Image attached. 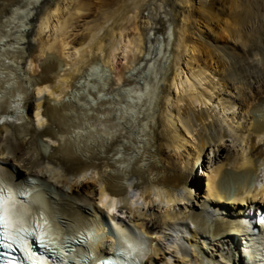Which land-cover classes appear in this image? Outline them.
Segmentation results:
<instances>
[{"label":"bare ground","instance_id":"bare-ground-1","mask_svg":"<svg viewBox=\"0 0 264 264\" xmlns=\"http://www.w3.org/2000/svg\"><path fill=\"white\" fill-rule=\"evenodd\" d=\"M16 7L0 0V114L21 102L19 123L0 124L2 185L39 179L59 235L94 228L92 264L130 227L149 239L143 264H264V0H41L24 32L10 31ZM150 34L163 37L151 54ZM142 61L155 75L137 88L138 134L116 135L112 117L70 137L85 111L116 103L82 109L67 99L76 82L99 65L108 86L89 95L112 97ZM114 194L121 217L102 201Z\"/></svg>","mask_w":264,"mask_h":264},{"label":"snow or ice","instance_id":"snow-or-ice-1","mask_svg":"<svg viewBox=\"0 0 264 264\" xmlns=\"http://www.w3.org/2000/svg\"><path fill=\"white\" fill-rule=\"evenodd\" d=\"M40 3L41 0H20L21 7H16L12 10L13 13H15L12 19L16 20L17 23L15 26H13L12 29H10V31H22L26 24L27 18L33 15V6L39 5ZM3 31V29H0V44L4 43ZM149 54H151V44H149ZM3 59L4 57L2 55V50H0V62H2ZM145 59L147 60L148 56H146ZM144 67L145 65L141 63L137 68H134L133 71L129 73L128 79L130 81H133V87L122 88L120 89V94H115L112 97L105 96L103 92H100L97 98H93L92 95H89V90H91V92L93 93H96L97 87L106 88L108 86L106 80L110 79V74L107 71L102 72L99 67H93L90 73H86L84 77L80 78L75 85L78 91H75L70 97H68V100H79L81 97H85L88 103L81 102L82 109H88L90 107L94 108L97 105L98 101L113 100L116 101V103L112 105L101 104L99 113H96L94 111H85L82 119L74 121L73 125L68 128L69 136H78L82 126L88 128L92 132L96 131V128L93 127V124H96L100 129H103L105 127L104 122L111 120L112 117H115V123L121 126V128L118 129L113 125L112 131L115 132L116 135H121L122 129L126 130L128 135L138 134V132L134 131L135 125L133 122L137 119V113H142L143 111L140 101L143 99L144 94L137 91V88L141 84H144L146 86V82H149L150 78L154 77L155 75V69L152 64L147 65V71H141L142 69H144ZM93 74H95V76ZM93 79L99 81V85L89 83ZM134 92L135 98L132 95V93ZM122 100L131 101V103L128 107H125L124 103H121ZM109 110L111 111V116L109 115ZM87 117H95V120L89 122L87 120ZM100 134L105 135L104 132H101ZM108 134L110 135L111 133ZM123 142L127 144L129 141L127 138H125ZM0 187H2V180H0ZM112 210L114 211L115 209L113 208ZM8 213L9 210L5 209V215L3 217L5 232L3 233V235L4 239L6 241H9L6 247L12 248L13 244L24 245L25 247H27L24 243L23 236L19 234L13 235L11 231L13 227V220L12 218H10ZM23 218L24 210L21 209V211L16 214V223L22 225ZM34 219L36 220L38 225L41 221H43L44 224H48L47 218L44 217L42 213ZM26 231L27 229H24L22 226L21 228L17 229L18 233ZM41 239H43V236L41 237ZM66 255V252L61 251V256Z\"/></svg>","mask_w":264,"mask_h":264},{"label":"rangeland","instance_id":"rangeland-1","mask_svg":"<svg viewBox=\"0 0 264 264\" xmlns=\"http://www.w3.org/2000/svg\"><path fill=\"white\" fill-rule=\"evenodd\" d=\"M199 166L201 167L202 165L200 164Z\"/></svg>","mask_w":264,"mask_h":264},{"label":"water","instance_id":"water-1","mask_svg":"<svg viewBox=\"0 0 264 264\" xmlns=\"http://www.w3.org/2000/svg\"><path fill=\"white\" fill-rule=\"evenodd\" d=\"M37 6V5H36Z\"/></svg>","mask_w":264,"mask_h":264}]
</instances>
